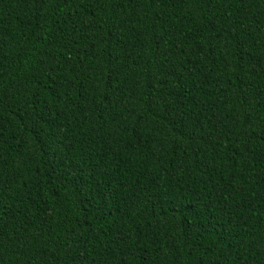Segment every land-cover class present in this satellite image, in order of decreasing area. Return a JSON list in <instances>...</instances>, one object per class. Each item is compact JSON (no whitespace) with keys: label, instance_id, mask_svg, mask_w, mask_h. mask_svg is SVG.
<instances>
[{"label":"trees","instance_id":"trees-1","mask_svg":"<svg viewBox=\"0 0 264 264\" xmlns=\"http://www.w3.org/2000/svg\"><path fill=\"white\" fill-rule=\"evenodd\" d=\"M0 264H264V0H0Z\"/></svg>","mask_w":264,"mask_h":264}]
</instances>
